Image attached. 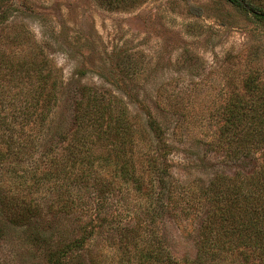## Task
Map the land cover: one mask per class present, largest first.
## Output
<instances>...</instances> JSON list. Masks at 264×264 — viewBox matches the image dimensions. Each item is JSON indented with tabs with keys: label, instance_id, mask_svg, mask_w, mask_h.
I'll use <instances>...</instances> for the list:
<instances>
[{
	"label": "rangeland",
	"instance_id": "rangeland-1",
	"mask_svg": "<svg viewBox=\"0 0 264 264\" xmlns=\"http://www.w3.org/2000/svg\"><path fill=\"white\" fill-rule=\"evenodd\" d=\"M7 63L55 86L43 122L20 116L29 83L3 90L20 97L0 108L6 135L32 151L0 159V264H264L208 199L264 163L216 146L229 97L264 77V19L228 0H0ZM79 101L103 133L88 167L66 156Z\"/></svg>",
	"mask_w": 264,
	"mask_h": 264
},
{
	"label": "trees",
	"instance_id": "trees-1",
	"mask_svg": "<svg viewBox=\"0 0 264 264\" xmlns=\"http://www.w3.org/2000/svg\"><path fill=\"white\" fill-rule=\"evenodd\" d=\"M230 3L237 5L246 11L253 13L259 19H264V8L253 4L249 0H228ZM0 67V108L7 103L10 108H16L12 103L20 97H5L10 87H19L24 81L29 83V91L23 101L17 107L20 109V116L23 121L36 120L43 122L49 113L52 98L54 96V80L49 81L50 91H48V78L41 74L39 70L31 69L30 73L23 69L15 68L11 63H7L4 70ZM18 72V73H17ZM6 89V92L3 90ZM82 102H78L75 120L78 121L77 127L72 131L71 137L67 139V159L75 165H90L89 158L92 155V144L96 138L103 136L101 126L95 127L94 122H83L85 120H96L94 117L83 118L81 114ZM24 110V114L22 111ZM80 111V113H79ZM222 122L217 132L216 146L222 150L228 157H252L255 153L260 152L264 157V77L256 73L250 74L244 79L243 92L234 94L229 97V101L224 105L222 112ZM126 125V124H125ZM7 124L5 118L0 115V127L3 131L0 133L2 148L0 149V159L2 157H11L14 159L26 156L31 147L26 146L23 142H18L12 138V135H6ZM98 129V130H97ZM8 136V138L5 137ZM30 150L29 152H31ZM77 158V159H75ZM81 162H80V160ZM51 167L43 174L49 175L53 168L55 159H51ZM88 161V162H87ZM61 171L62 164L60 167ZM120 172L127 174L128 164L122 163ZM237 176L230 178L217 177L218 181L212 185V194L208 196L210 205V219L212 222L218 221L232 229L229 233L231 237L236 235L238 245H245L251 248L252 253L264 263V163L252 175L236 182ZM233 179V180H230ZM246 192V193H245ZM68 206V204H64ZM38 205L28 201L26 209L23 212L22 219L27 218ZM226 232V231H223ZM221 232L219 235L225 236ZM224 248V245H220ZM201 249V246H200ZM151 254V253H150ZM156 254V255H155ZM158 256V258H156ZM153 259L158 260L160 255L153 251ZM161 260V259H160ZM167 264L173 263L169 257H165Z\"/></svg>",
	"mask_w": 264,
	"mask_h": 264
}]
</instances>
